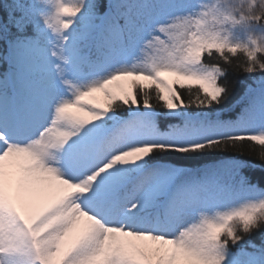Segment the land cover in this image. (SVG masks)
Wrapping results in <instances>:
<instances>
[{
    "label": "snow or ice",
    "instance_id": "1",
    "mask_svg": "<svg viewBox=\"0 0 264 264\" xmlns=\"http://www.w3.org/2000/svg\"><path fill=\"white\" fill-rule=\"evenodd\" d=\"M0 264H264V0H0Z\"/></svg>",
    "mask_w": 264,
    "mask_h": 264
},
{
    "label": "trees",
    "instance_id": "2",
    "mask_svg": "<svg viewBox=\"0 0 264 264\" xmlns=\"http://www.w3.org/2000/svg\"><path fill=\"white\" fill-rule=\"evenodd\" d=\"M244 78L248 79V77L246 76V74H245ZM232 79H235V77H232ZM181 94H182V96H183L185 99H187V94H186L185 92H182ZM246 147H247V146H246ZM231 155H235V153H231ZM241 158H242V159H245V160H255V159H256V157H255L254 155H247V154H245V155L242 156Z\"/></svg>",
    "mask_w": 264,
    "mask_h": 264
}]
</instances>
